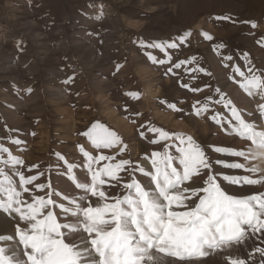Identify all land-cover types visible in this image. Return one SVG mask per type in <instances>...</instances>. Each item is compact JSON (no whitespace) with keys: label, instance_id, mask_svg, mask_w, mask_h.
I'll use <instances>...</instances> for the list:
<instances>
[{"label":"rangeland","instance_id":"rangeland-1","mask_svg":"<svg viewBox=\"0 0 264 264\" xmlns=\"http://www.w3.org/2000/svg\"><path fill=\"white\" fill-rule=\"evenodd\" d=\"M186 32L190 36L184 43L166 50L170 60L163 65L148 58L149 53L164 58L157 50L140 43L173 42ZM262 36L264 0H0V145L9 148L7 154L0 152V170L12 174L13 186L18 185L17 170L36 175L30 195L55 191L59 204L64 195L82 194L74 187L86 179L80 147L93 156L116 157L99 166L130 159L149 171L152 151L163 152L164 146L172 145L169 152L176 156V137L191 136L211 158L214 172L261 180L243 186L222 182L229 194L264 192V156L253 158L248 150L254 146L238 137L230 125L225 127L234 107L246 122L264 130L260 127L264 125L260 114L264 75L261 88H252L249 94L242 85L251 74L247 61L240 58L243 52L249 53L254 72L260 75L256 69L264 70V47L256 41ZM229 54L233 60L223 61ZM180 61L184 63L173 69L175 75L166 72ZM221 96L232 102L229 107L216 102ZM94 124L114 132L120 143L114 149H95L82 135ZM149 128L166 131L173 139L149 144V138H159ZM215 147L243 150L248 159L216 153ZM9 157L23 163L6 165ZM217 159L223 163H215ZM233 162L244 164V169L224 167ZM69 167L71 172L66 171ZM136 177L148 184L141 173L136 172ZM193 179V186L202 184L198 177ZM37 182L45 184V192L35 188ZM0 198L6 199V193L0 192ZM16 223L0 211V235H13ZM255 247L264 248V232H249L243 245L229 252L244 258L246 264H259ZM206 251V256L187 264H227L225 253Z\"/></svg>","mask_w":264,"mask_h":264},{"label":"snow or ice","instance_id":"snow-or-ice-1","mask_svg":"<svg viewBox=\"0 0 264 264\" xmlns=\"http://www.w3.org/2000/svg\"><path fill=\"white\" fill-rule=\"evenodd\" d=\"M243 23L256 27L252 22ZM189 36L190 32H186L173 42L140 43L144 48L157 50L164 58L151 53L148 58L163 65L166 59L170 60L165 55L166 50L177 48ZM207 39L212 37L209 35ZM256 43L264 47V36ZM240 58L247 61V71L251 74L245 77L242 87L248 88L251 94L252 88H261L264 70L256 69L260 75L255 74V65L246 51L240 54ZM232 60L230 54L223 57V61ZM183 63H172L166 72L173 73V69H179ZM224 67L227 68L228 64L224 63ZM234 70L244 76L238 66H234ZM192 91L199 89L193 88ZM216 91L220 92V88ZM216 102L226 108L232 103L225 101L223 96ZM171 107L175 108V105ZM204 110L206 107L198 111ZM230 110L232 115L225 127L230 125L238 137L254 146L248 150L253 158L264 156V130H257L254 123L246 122L234 107ZM260 114L264 116V105ZM260 127L264 128V125ZM148 131L159 137L149 138L152 145H159L160 140L173 139L168 132L158 128H149ZM82 135L88 137L98 150L114 149L120 143L114 132L98 124ZM176 139L179 141L175 148L177 155L169 152L172 145L164 146L163 152L152 151L149 171L130 159L99 166L101 162L113 161L116 157L93 156L80 147L86 160V179L78 181L74 187L82 194L64 195L59 204L54 198L59 193L55 191L30 195L29 186L38 181L36 175L17 170L18 185L13 186L12 174L5 175V170H0V177H4L0 180V192L6 193V199L0 198V211L8 213L17 222L13 235H0V264H187L206 256V250L225 253L227 264H246L244 258H234L229 249L243 245L249 232L253 235L264 232V192L236 196L229 194L222 182L243 186L256 185L261 180L247 175L214 172L211 158L191 136ZM14 143L18 145L19 141ZM214 150L234 158L248 159L243 150L233 151L225 147H215ZM119 151L123 152V148ZM0 152L7 154L9 148L0 145ZM57 155L59 160H64L62 155ZM4 163L18 166L23 161L9 157ZM215 163L223 161L217 159ZM224 167L244 169V164L224 163ZM66 171L71 172L72 168ZM250 171L254 173L257 169L253 167ZM136 172L148 178L147 185L137 179ZM194 177H198L202 184L193 186ZM34 186L39 192H45L44 183L37 182ZM117 188L121 191L114 192ZM56 208L59 211H55ZM61 213L63 220L60 219ZM240 250L237 248V252ZM253 252L260 254L259 264H264V248L255 247ZM251 255L249 253V258Z\"/></svg>","mask_w":264,"mask_h":264}]
</instances>
